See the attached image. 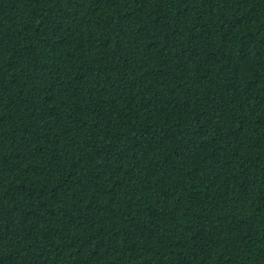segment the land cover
I'll use <instances>...</instances> for the list:
<instances>
[{
  "label": "trees",
  "instance_id": "trees-1",
  "mask_svg": "<svg viewBox=\"0 0 264 264\" xmlns=\"http://www.w3.org/2000/svg\"><path fill=\"white\" fill-rule=\"evenodd\" d=\"M0 264H264V0H0Z\"/></svg>",
  "mask_w": 264,
  "mask_h": 264
}]
</instances>
